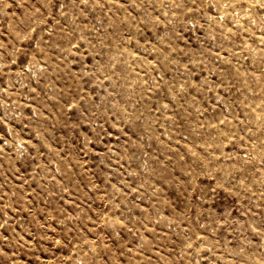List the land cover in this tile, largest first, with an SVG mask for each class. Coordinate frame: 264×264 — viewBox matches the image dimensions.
Returning <instances> with one entry per match:
<instances>
[{"label":"rangeland","instance_id":"374dc122","mask_svg":"<svg viewBox=\"0 0 264 264\" xmlns=\"http://www.w3.org/2000/svg\"><path fill=\"white\" fill-rule=\"evenodd\" d=\"M0 264H264V0H0Z\"/></svg>","mask_w":264,"mask_h":264}]
</instances>
